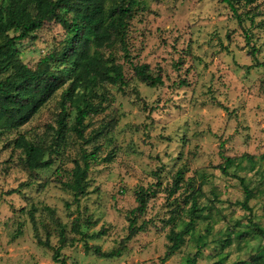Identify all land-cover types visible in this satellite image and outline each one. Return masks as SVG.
<instances>
[{
	"label": "rangeland",
	"instance_id": "374dc122",
	"mask_svg": "<svg viewBox=\"0 0 264 264\" xmlns=\"http://www.w3.org/2000/svg\"><path fill=\"white\" fill-rule=\"evenodd\" d=\"M230 1L106 0L109 37L89 52L120 64L125 83L82 82L63 97L73 69L57 64L65 84L23 125L1 123L0 264H264V0ZM68 36L47 21L15 47L34 67ZM144 63L160 83L135 76ZM87 97L99 111L79 138L75 107ZM19 142L41 147L49 165L28 168ZM92 151L75 197L64 183ZM141 189L145 211L131 212ZM131 220L143 229L119 256L94 254L117 248Z\"/></svg>",
	"mask_w": 264,
	"mask_h": 264
},
{
	"label": "trees",
	"instance_id": "16d2710c",
	"mask_svg": "<svg viewBox=\"0 0 264 264\" xmlns=\"http://www.w3.org/2000/svg\"><path fill=\"white\" fill-rule=\"evenodd\" d=\"M230 4V0H221ZM245 4L254 0H244ZM106 0H5L0 3V126L3 129H15L26 123L44 105L65 82V75L55 65L65 64L72 66V82L62 91L63 97L75 84L82 82L94 84L97 81L124 84V76L120 64H107L96 52H89L90 43L100 44L109 37L108 30L104 27ZM117 10L128 11L129 8L115 7ZM234 11L235 9L232 8ZM62 11L74 13V18L69 21ZM111 12H114L111 11ZM55 20L66 30L69 35L64 47L53 50L41 57L34 67L27 66L18 56L15 43L23 40L32 32L42 27L47 21ZM10 32H14L10 34ZM135 76L143 82L150 84L160 83L159 77L151 74L148 64L133 66ZM97 96V95H95ZM74 131L79 138L83 137V121L89 114L98 113V103L91 98L83 99L80 105L75 107ZM60 119L57 121L60 130L63 126L64 109L61 110ZM23 148L25 163L28 168H44L49 165L43 161L41 147L19 142ZM96 158V152L82 153L80 160H74L71 172V181L64 183L73 192L75 197L83 195L86 191V178L89 160ZM233 162V158L227 157L223 172ZM183 180L182 172L175 173V182ZM240 185L244 190L242 207L249 209L248 199L252 196L244 179L239 177ZM191 187V185H189ZM194 192V190H193ZM194 194V193H193ZM148 192L144 189L136 193L138 205L131 212L143 213L146 208ZM132 220L128 225V234L120 241V245L110 251H102L99 246L93 248L94 254L102 257L119 256L125 246V242L143 229L142 225L134 226ZM260 235L263 231L257 229ZM182 239H177L169 246L167 255L179 247ZM57 248L53 253V260L63 262L59 258ZM164 264V263H162Z\"/></svg>",
	"mask_w": 264,
	"mask_h": 264
}]
</instances>
